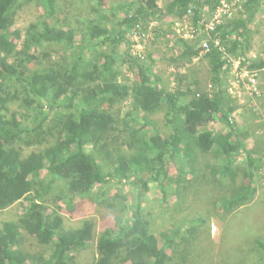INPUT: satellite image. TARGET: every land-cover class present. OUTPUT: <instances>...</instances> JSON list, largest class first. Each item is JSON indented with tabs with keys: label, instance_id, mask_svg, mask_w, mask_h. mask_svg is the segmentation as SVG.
Here are the masks:
<instances>
[{
	"label": "trees",
	"instance_id": "obj_1",
	"mask_svg": "<svg viewBox=\"0 0 264 264\" xmlns=\"http://www.w3.org/2000/svg\"><path fill=\"white\" fill-rule=\"evenodd\" d=\"M22 1L35 2L43 15L27 28L21 49L15 51L13 41L20 34L10 28ZM58 1L0 0V211L21 200L27 202L17 221L2 224L0 264H75L76 255L89 248L90 241L95 242L93 264H193L189 253L197 247L194 239L204 218L182 220L171 232L156 234L143 206L148 184L158 186L163 203L173 192L182 203L192 181L184 165L210 154L217 161L209 169L212 181L222 184L242 178L218 203L223 220L255 202V182L264 179V147L248 150L246 143L251 136L256 144L259 137L264 138V122L240 125L230 121L238 106L225 90L228 69L223 54L245 57L251 50L250 27L263 11L264 0H239L231 19L209 35L202 31L203 8L212 12L218 0H170L164 9L158 7V0H86L89 14L78 26L69 21L59 24L58 17L63 16ZM170 15L187 20L194 28L191 40L178 38L171 48L176 54L170 61L176 69H185L169 76L176 84L173 88L155 70L152 54L141 60L130 53L133 42L129 38L133 34L148 37L149 23L165 22ZM167 31L155 27L152 42L174 36ZM215 38L220 39L224 53L214 46ZM204 42L209 50L201 55ZM56 45L64 53L62 60L55 66L36 68L40 65L37 52ZM11 56L16 59L10 64ZM196 61L207 65V90L199 88L198 70L189 68ZM125 65L134 71L132 86L118 82ZM263 65L260 55L251 67ZM12 84L17 87L13 92ZM19 94L25 96L27 106L35 104L39 110L30 126L24 123L29 114L10 111ZM130 96L132 108L121 129L117 117L104 106L112 107ZM159 113L168 133L155 127L152 116ZM138 119L143 126H136ZM259 130L262 133L256 136ZM24 138L31 141L23 142ZM23 144L46 146L23 157ZM240 153L246 159L245 168L236 164ZM170 169L174 174L170 175ZM114 182L128 184L130 193L114 194ZM52 192L70 211L76 200L99 201L110 209L116 202L122 216L116 228L98 235L92 220L67 229L61 214L48 211L47 197ZM178 235L184 237L182 241L175 240ZM27 238L35 240L42 252L31 255L23 250ZM246 254L249 260L264 259L262 235L246 243Z\"/></svg>",
	"mask_w": 264,
	"mask_h": 264
},
{
	"label": "rangeland",
	"instance_id": "obj_2",
	"mask_svg": "<svg viewBox=\"0 0 264 264\" xmlns=\"http://www.w3.org/2000/svg\"><path fill=\"white\" fill-rule=\"evenodd\" d=\"M115 1L122 3L124 1L130 2L132 0ZM169 1L170 0H158L157 5L159 8L164 9ZM58 4L60 6L59 12L64 17H58L60 25L67 21L71 23V26L81 25L84 16L89 14L90 5L86 0H59ZM42 15L43 10L35 2L22 1L20 8L13 16V24L10 28L11 32L17 31L20 34V38H16L13 41L16 45L15 51L21 49L27 28L41 18ZM167 17V20L164 18L165 22L159 21L160 26H163L165 29L168 28L169 31L167 32L174 33L173 29H170L169 24L173 16L170 15ZM153 29L154 28H152V30L150 29L148 37L143 39V42L145 43L144 56L147 57V55L152 54V58L155 60V70L163 76L165 79L164 83L170 86V88H173L176 84L169 81V76L173 75L174 77L180 75L185 70L182 68L176 69L174 66L175 63L170 61V58H173L176 54L171 48L174 46L175 42H177L179 37L174 35L168 39L165 37L158 39L156 42H152L151 37L153 34L151 33ZM76 39H78L77 36ZM56 46H53L51 49L47 48L37 52L40 65H37L36 68L50 67L52 65L55 66L62 60V54L64 55V53L60 50L61 47ZM120 51L125 53L124 51L126 50L122 47ZM15 59V56H11L8 62L11 64ZM146 59L147 58H145V60ZM180 66H182L181 63ZM30 68V70L34 69L33 66ZM189 68L198 70L195 72V79L199 83V88L207 90L209 76L207 75L208 71L206 63L203 61H196L194 65ZM193 69L189 71V75L193 72ZM119 71L118 82L120 84H126L128 86L134 85L136 82L134 71L129 68V65H125ZM193 74L191 76H193ZM12 85L13 86L10 88L11 92L17 88L14 84ZM19 97L20 99L18 101H13L11 104L10 111H15L22 115L24 113L29 114L33 118L29 117L24 120V117H22L21 119L22 121L24 120V123L27 126H30L34 120L37 119L36 117L39 115V110L36 109L35 104L27 106V103L24 100V95L19 94ZM243 99L246 103L240 108V113L244 118L238 117L237 123L241 125L245 122V124L251 125L252 121L254 123L264 122V103L262 100L260 101L262 108H260L258 112L253 113V118H249V115L252 112L249 107H251L252 103L248 100V96ZM132 103L133 99L130 96L124 99L123 102L117 103L112 107H104L117 117L119 127L123 129L124 123L126 122H124V120H128V112L131 111ZM235 103L237 105L238 101L235 100ZM43 109H46V112L48 111L46 103L44 104ZM139 119L138 124H136L137 127L144 125L142 120ZM152 119L157 122L155 126L157 130L161 133H168V130L164 128L163 113L153 115ZM260 133H262L261 130L255 135L260 136ZM259 138L260 140L256 144L254 137H250L246 143L248 150L255 149L257 146L260 148L264 147V138ZM26 139L27 138H24L23 142L31 141V138ZM45 146L46 144L27 147L23 144L21 145L23 150L22 155L25 157L30 152L38 151ZM87 150L89 151L90 148H87ZM197 159L196 163L192 160V163H186L184 165V167H186L185 170L191 172L192 181L189 182V186H187V196L182 203H178L180 202V199L174 192L167 197V203H163L162 194L160 193L158 186L153 183L148 184L149 189L143 206L145 207L147 217L152 222L151 226L153 231L156 234L162 231L171 232L172 228L177 227L182 220L185 221L203 217L205 223L203 226L199 227V233L194 239V243L197 247L195 251L189 253V259L193 264H264V259L249 260V257L246 254V243L252 241L255 235H262L264 237V179L255 182L258 189L254 199L255 202L239 208L223 220V212L218 210V203L221 202L222 198L230 195L231 189L238 186L241 183L242 178L241 176H238L234 181L228 179L224 183L218 184V182L212 181L213 176L209 173L210 167L217 161L210 154L199 156ZM236 164L243 168L247 166L243 153L237 155ZM171 174H174V170L172 169H170V175ZM43 175L44 173H42V176ZM186 185H188V183ZM129 188L130 186L124 182L112 183V191L114 194L118 192L124 194L128 193ZM55 193L56 192H52L49 194L46 205L49 212L55 210L61 214L64 218V226L67 229L80 227L84 220H92L96 224V234L98 235L107 228H116L117 218L122 216V214L117 211L121 207L116 202L114 208L110 209L102 205L99 201L91 202L89 200H76L74 203L75 205L73 204L72 211H70L66 208V205L63 202H58L55 199ZM110 194H112V192H110ZM25 205H27V202L21 200L10 208L0 211V229L4 222L17 221L21 217ZM183 238L182 235H178L175 240L182 241ZM192 240L193 238L191 241ZM159 243H162L160 239ZM21 248L28 251L31 255H38V253L42 252V248L39 247L32 238H27L21 245ZM208 248L211 249L209 252ZM95 252V242L90 241L89 248L76 255L77 263L75 264H93V261L96 258ZM262 257L264 258V255H262ZM173 264H176L175 261Z\"/></svg>",
	"mask_w": 264,
	"mask_h": 264
},
{
	"label": "built area",
	"instance_id": "obj_3",
	"mask_svg": "<svg viewBox=\"0 0 264 264\" xmlns=\"http://www.w3.org/2000/svg\"><path fill=\"white\" fill-rule=\"evenodd\" d=\"M218 1V6L212 12L207 7L203 8L201 25L203 26L202 31L207 35L215 32L217 28L229 21L237 11L236 6L239 0ZM169 24L175 36L188 41L192 39L194 28L187 20L172 18ZM158 25L160 26L159 21L150 22L149 30ZM129 38L133 42V52L131 54L137 59H144L145 43L143 39L145 37L133 34ZM213 44L224 53L219 38L213 39ZM208 50L209 44L207 42L202 43L200 54L203 55ZM223 59H226L227 64L225 66L228 69L226 73V91L232 99L238 101L237 104L239 106V109L230 117V121L232 122L238 120L240 108L246 103L242 98L243 95L250 97L252 105L249 108L252 112L256 113L262 108L260 101L264 98V93L259 89V77L260 73L264 72V65L261 68H252L251 64L256 59V55L251 52L245 55V57H231L224 53Z\"/></svg>",
	"mask_w": 264,
	"mask_h": 264
},
{
	"label": "crops",
	"instance_id": "obj_4",
	"mask_svg": "<svg viewBox=\"0 0 264 264\" xmlns=\"http://www.w3.org/2000/svg\"><path fill=\"white\" fill-rule=\"evenodd\" d=\"M250 29L253 31V37H252V48L249 52L256 55V60H259L260 55L264 56V9L261 13L258 14L256 20L251 25ZM226 78H227V74L224 75L225 83H226ZM259 89L261 90V92L264 93V72L260 73ZM248 100L250 101L249 97ZM262 102L264 103V98H262Z\"/></svg>",
	"mask_w": 264,
	"mask_h": 264
},
{
	"label": "bare ground",
	"instance_id": "obj_5",
	"mask_svg": "<svg viewBox=\"0 0 264 264\" xmlns=\"http://www.w3.org/2000/svg\"><path fill=\"white\" fill-rule=\"evenodd\" d=\"M247 95H243L242 98L246 97ZM249 97V96H248ZM250 98V97H249Z\"/></svg>",
	"mask_w": 264,
	"mask_h": 264
},
{
	"label": "clouds",
	"instance_id": "obj_6",
	"mask_svg": "<svg viewBox=\"0 0 264 264\" xmlns=\"http://www.w3.org/2000/svg\"><path fill=\"white\" fill-rule=\"evenodd\" d=\"M248 54V53H247ZM225 90H226V86H225ZM238 105V104H237Z\"/></svg>",
	"mask_w": 264,
	"mask_h": 264
}]
</instances>
